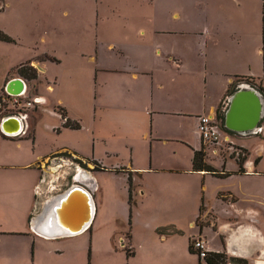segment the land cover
<instances>
[{
  "label": "crops",
  "instance_id": "1",
  "mask_svg": "<svg viewBox=\"0 0 264 264\" xmlns=\"http://www.w3.org/2000/svg\"><path fill=\"white\" fill-rule=\"evenodd\" d=\"M103 1L99 12L98 0H93V15L103 16L109 24L121 21L124 35L118 40H94L98 48L91 57L102 61L96 70L109 75L104 77L100 97L94 91L90 141L45 150L39 147L35 130L30 136H21L27 130L24 127L16 136L0 130V140L12 149L10 157L19 158L0 160V184L4 185L0 199L26 207L18 234L47 243L80 234L45 237L31 229L32 220L41 212H34L39 200L43 207L62 193L45 195L47 169L56 166V171H50L55 176L62 166L56 162L47 166L48 160L67 152L70 158L61 159L73 171L79 168L74 159L97 161L105 167L86 171V180L92 177L95 182L93 217L104 206L113 222L131 221L133 250L148 239L157 243L159 251L168 252L160 253L162 257H172L180 236H186L185 249L191 252L189 239L199 235L208 252H223L246 264H264V114L259 128L247 134L228 132L217 118V110L227 108V90L237 77L253 79L264 100V0ZM13 68L5 72L0 88L15 77L8 75ZM36 99L39 107L49 101L43 95ZM56 101L81 129L80 116H73L61 98ZM52 113L59 117L53 109ZM200 115L216 118L220 135H228L233 145L245 151L243 172L238 171L235 157L213 153L221 142L201 141ZM61 125L59 118L56 126L48 128L60 134L78 130ZM202 148L204 161L219 175L192 169L193 153ZM99 173L110 175L115 184L104 189ZM24 190L25 199L20 195ZM142 208L152 212L143 215ZM164 209L177 214L160 219ZM181 222H186L188 231L179 228ZM126 232L122 233L126 236ZM196 259V264H208L198 254Z\"/></svg>",
  "mask_w": 264,
  "mask_h": 264
},
{
  "label": "rangeland",
  "instance_id": "2",
  "mask_svg": "<svg viewBox=\"0 0 264 264\" xmlns=\"http://www.w3.org/2000/svg\"><path fill=\"white\" fill-rule=\"evenodd\" d=\"M95 4L99 5V12H102L104 1L98 0V3L95 2ZM93 12H95L93 0H0V30L14 39L13 42L0 40V84L3 83L5 72L11 66L15 68L16 65L27 59L38 72V78L34 80L20 77L14 72V68L9 72V76L19 77L25 82L26 90L24 96L20 98L18 107L9 102H1L0 111L2 114H0H14L23 107L21 109L25 112L23 127L27 130L21 136H30L35 130L36 140L41 149L46 148L45 150H47L51 146L74 143L77 140L83 143L90 141L94 91L96 90L97 96L100 97L104 77L109 75V72L105 70H96L97 64H102V61L99 62V59L95 60L94 56L91 57L95 47L98 48L94 40H118L124 35L120 27L121 21L117 20L116 23L109 24L104 21L103 16L99 19L96 18ZM113 18H109L110 21H113ZM81 54L84 55L80 56ZM51 55L58 58L60 62L52 60ZM95 76L97 85H95ZM242 84H246V82H241L240 85ZM240 85L237 84V87ZM3 92L4 86L0 88V93ZM37 95L48 98V103L39 107L38 99L33 100ZM56 98H61L69 106L73 116L74 114L80 116L81 129L66 130L60 134L52 131L51 127L48 128L50 125L56 126L59 123V118L62 119V123L64 122L62 107L57 104ZM27 101L31 102V105H27ZM98 102L99 99H96L97 105H99ZM52 109L59 117L52 113ZM95 112L98 114V108ZM215 147L213 153L222 157L227 154L234 156L236 152L245 155V151H242V148L240 149L237 145H233L234 148L231 150L227 144L221 141ZM208 149L211 151V148ZM11 151L12 149L6 145V142L0 140V160L9 159L13 154ZM55 156L56 158L52 157L51 160H48L47 166H50L51 162L61 163L62 166L55 176L50 171H56V166H53L50 171L47 169L45 180L47 198L56 196L75 183V173L82 169L85 171L94 170L93 163L74 159V166L79 168L73 171L72 165L68 162L64 164L61 159L67 161L68 157L70 158L67 152ZM10 158L19 161L18 156ZM227 161L235 165L234 160ZM104 169L105 167L102 166L100 170L94 171ZM98 178L106 190L110 185L115 184L113 178L107 173H99ZM3 190L2 183L0 192ZM20 195L24 199L27 197L25 190L24 194L20 193ZM41 201L39 200L34 212L40 210V213L43 212L44 206L42 207ZM18 204L3 198L0 199V264L197 263V254L191 247V240L196 236L189 239V247L194 253L185 249L186 236H180L176 240V248L170 253L176 250L177 253L175 252L172 257H162L160 253L168 252L159 251L157 243L149 242L148 239L140 241L137 248L133 250L129 242L130 233L128 230L131 221L113 222L108 217L107 209L104 206L98 209L97 218L93 217L89 226L74 237L51 243L33 241L30 236L18 234L23 228L22 221L26 216V207L20 205L25 203ZM151 212L150 208H142L143 215ZM173 213L177 214V211L161 210L160 219ZM196 223L200 225L202 221L197 219ZM179 226L183 231H188L186 222H181ZM116 230L120 233L113 232ZM125 231H127L126 236L125 233H122Z\"/></svg>",
  "mask_w": 264,
  "mask_h": 264
},
{
  "label": "water",
  "instance_id": "3",
  "mask_svg": "<svg viewBox=\"0 0 264 264\" xmlns=\"http://www.w3.org/2000/svg\"><path fill=\"white\" fill-rule=\"evenodd\" d=\"M4 90L10 94H19L26 90V84L21 78L13 77L5 83ZM263 114L262 94L255 87L247 83L242 84L229 95L223 126L231 132L251 133L259 127ZM23 125V119L17 113L2 115L0 119V130L7 136L18 135L23 130ZM91 180L94 184L92 177ZM92 191L93 189L82 179L75 180V183L59 194L54 204L46 210L48 212H45L46 215L50 214L47 219L55 230L50 232L43 230L42 235L45 237L70 236L84 231L93 217ZM71 209H73V215L70 214Z\"/></svg>",
  "mask_w": 264,
  "mask_h": 264
},
{
  "label": "trees",
  "instance_id": "4",
  "mask_svg": "<svg viewBox=\"0 0 264 264\" xmlns=\"http://www.w3.org/2000/svg\"><path fill=\"white\" fill-rule=\"evenodd\" d=\"M0 40L1 41H7V42H13L14 41V39L12 37H10L6 33H4L2 30H0ZM52 60L55 61L54 58ZM14 72L24 79L34 80V79L38 78L37 69L33 65H31L30 61H24V62H21L18 65H16L14 68ZM236 79H237V81H236ZM236 79L233 83L230 84V86L227 90V94L231 95L237 89V84H239L241 82H246L253 87L256 86L253 79H249L246 77H237ZM242 79L245 81H239ZM62 115H64L63 116L64 122L61 125L62 127L69 128V129H79L80 128L79 122L66 117L65 112L63 110H62ZM217 118L220 120V122L223 125L224 111H221L220 109H218L217 110ZM205 155H206V153L204 152L203 148L200 150L194 151L193 157H192V169L196 170V171L197 170H206V171L212 172L216 175H219L218 172H216V170L214 168H212L209 164H207L204 161ZM231 157H235V156H231ZM244 158H245V155H240V154L238 157H235L236 162L239 165V168H238L239 172L244 171V169L242 167ZM93 164H94V167H93L94 170H100L102 168V166L97 161H93ZM129 186H131L130 177H129ZM130 191H131V189H130ZM190 251L193 252V250H191V247H190ZM204 260L208 264H225L228 262L232 263V264H246V261L244 259L230 258L223 252H208V254L204 258Z\"/></svg>",
  "mask_w": 264,
  "mask_h": 264
},
{
  "label": "built area",
  "instance_id": "5",
  "mask_svg": "<svg viewBox=\"0 0 264 264\" xmlns=\"http://www.w3.org/2000/svg\"><path fill=\"white\" fill-rule=\"evenodd\" d=\"M24 92L25 90L19 94H10L4 90L3 93H0V104L1 102H9L18 107L20 106V98L24 96ZM26 104L31 105V102L27 101ZM22 108L23 107H21V109ZM21 109H18L17 114L20 116L21 119H24L25 112H23ZM219 127L220 126L217 122V119L212 118V116L210 115H200L198 117L197 130H198L200 139L204 144H216L222 141L225 144H227L228 147L232 150L234 147H233V144L229 140V136L228 135L221 136L218 130ZM234 156L238 157L239 152H236ZM191 247L201 259L205 258L206 255L208 254V250L205 246V242L201 237L192 238Z\"/></svg>",
  "mask_w": 264,
  "mask_h": 264
},
{
  "label": "bare ground",
  "instance_id": "6",
  "mask_svg": "<svg viewBox=\"0 0 264 264\" xmlns=\"http://www.w3.org/2000/svg\"><path fill=\"white\" fill-rule=\"evenodd\" d=\"M20 134V133H19ZM76 179L75 180H82V179H84V181H86V184L89 186V187H91L92 189L94 188V184L92 183V180H91V177L90 178H88L87 180H86V177H87V173H86V171H81V172H77L76 173ZM58 198V195L56 196V197H54L51 201H50V203H49V205L46 203L45 205H44V207H43V213H39V214H37L36 216H35V218L32 220V222H31V229L35 232V233H37L38 235H42V233L44 232L43 230H45V231H48V232H50V231H53V230H55V229H53L52 227H51V225L52 224H50V222H48V217H50V214L49 215H46V213L48 212H46V210L49 208V206L51 205H53L54 204V202H55V200ZM58 201H56V203H57ZM55 203V204H56ZM46 205H48V206H46ZM72 210L73 209H71L70 211V214H72L73 215V212H72ZM46 212V213H45ZM48 218V219H47ZM91 223V222H90ZM54 227V226H53ZM51 229V230H50ZM55 232V231H54ZM42 236H44V235H42Z\"/></svg>",
  "mask_w": 264,
  "mask_h": 264
},
{
  "label": "clouds",
  "instance_id": "7",
  "mask_svg": "<svg viewBox=\"0 0 264 264\" xmlns=\"http://www.w3.org/2000/svg\"><path fill=\"white\" fill-rule=\"evenodd\" d=\"M204 259V258H203Z\"/></svg>",
  "mask_w": 264,
  "mask_h": 264
},
{
  "label": "flooded vegetation",
  "instance_id": "8",
  "mask_svg": "<svg viewBox=\"0 0 264 264\" xmlns=\"http://www.w3.org/2000/svg\"><path fill=\"white\" fill-rule=\"evenodd\" d=\"M219 124V123H218Z\"/></svg>",
  "mask_w": 264,
  "mask_h": 264
}]
</instances>
